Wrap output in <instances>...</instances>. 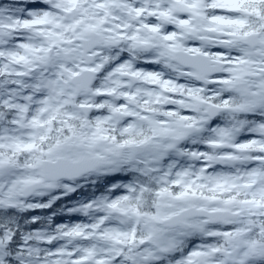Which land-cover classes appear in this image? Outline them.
I'll use <instances>...</instances> for the list:
<instances>
[{"label": "snow or ice", "instance_id": "obj_1", "mask_svg": "<svg viewBox=\"0 0 264 264\" xmlns=\"http://www.w3.org/2000/svg\"><path fill=\"white\" fill-rule=\"evenodd\" d=\"M0 264H264V0H0Z\"/></svg>", "mask_w": 264, "mask_h": 264}]
</instances>
